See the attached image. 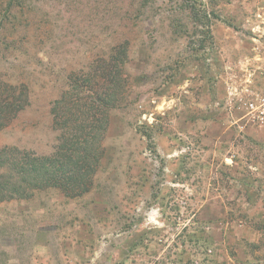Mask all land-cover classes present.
Returning <instances> with one entry per match:
<instances>
[{
    "label": "rangeland",
    "instance_id": "374dc122",
    "mask_svg": "<svg viewBox=\"0 0 264 264\" xmlns=\"http://www.w3.org/2000/svg\"><path fill=\"white\" fill-rule=\"evenodd\" d=\"M124 41L92 188L0 202V264H264V0H0V78L29 90L0 149L50 154L69 75Z\"/></svg>",
    "mask_w": 264,
    "mask_h": 264
},
{
    "label": "trees",
    "instance_id": "16d2710c",
    "mask_svg": "<svg viewBox=\"0 0 264 264\" xmlns=\"http://www.w3.org/2000/svg\"><path fill=\"white\" fill-rule=\"evenodd\" d=\"M127 59V42H120L107 56L93 59L88 71L69 75L67 88L50 107L52 125L58 131L50 154L15 146L0 149V202L28 199L46 189H56L68 198L90 191L105 154L110 112L124 100ZM28 104L26 83L0 78V131Z\"/></svg>",
    "mask_w": 264,
    "mask_h": 264
},
{
    "label": "built area",
    "instance_id": "2783aa9c",
    "mask_svg": "<svg viewBox=\"0 0 264 264\" xmlns=\"http://www.w3.org/2000/svg\"><path fill=\"white\" fill-rule=\"evenodd\" d=\"M251 119L259 125L264 124V95H258L254 99H248L245 103Z\"/></svg>",
    "mask_w": 264,
    "mask_h": 264
}]
</instances>
